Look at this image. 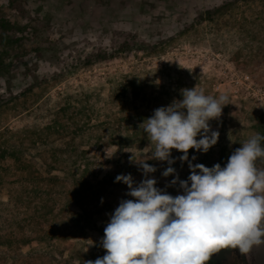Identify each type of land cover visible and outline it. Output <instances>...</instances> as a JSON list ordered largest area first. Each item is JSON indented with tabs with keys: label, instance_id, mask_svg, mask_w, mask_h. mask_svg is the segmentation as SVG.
Masks as SVG:
<instances>
[{
	"label": "rangeland",
	"instance_id": "obj_1",
	"mask_svg": "<svg viewBox=\"0 0 264 264\" xmlns=\"http://www.w3.org/2000/svg\"><path fill=\"white\" fill-rule=\"evenodd\" d=\"M60 2L0 0V62L51 39L57 24L68 25L58 10ZM138 2L145 6L140 14ZM175 2L67 0L71 21L86 24L98 17L105 24L102 34L89 30L56 71L40 67L34 77L23 79L28 84L19 80L0 95V175L40 167L48 173L44 176L63 178L58 170L68 168L63 194L56 198L68 211L53 219L67 238L45 236L23 244L21 238L34 236L30 225L22 221L23 229L17 230L16 221H9V232L0 235L12 244L0 246V264H86L102 258L111 214L122 200L135 199L115 178L131 174L137 184L143 180L134 160L149 158L154 145L141 125L155 109L182 100L183 89L224 94L230 103L219 119L209 121L211 130L219 132L218 142L207 153L189 149L193 164L223 167L242 142L259 133L264 124V0H190L197 10L189 15ZM123 13L133 21L123 19ZM79 154L85 155L80 159ZM182 155L172 149L176 171L167 177L162 175L169 167L166 161L147 160L156 168L149 178L174 197L183 191L171 181L190 175ZM76 158L86 166L81 169L89 180L80 187V198L73 193ZM257 166L264 168V161ZM103 177L109 183L97 187L104 192L93 200L98 189L92 182ZM0 199L8 200L4 194ZM15 200L16 206L24 204V198ZM208 264L216 263L210 259ZM221 264H264V245L247 256L225 249Z\"/></svg>",
	"mask_w": 264,
	"mask_h": 264
},
{
	"label": "clouds",
	"instance_id": "obj_2",
	"mask_svg": "<svg viewBox=\"0 0 264 264\" xmlns=\"http://www.w3.org/2000/svg\"><path fill=\"white\" fill-rule=\"evenodd\" d=\"M182 96L142 123L154 145L149 158L134 160L145 178L138 184L131 174L115 178L135 199L120 202L104 229L106 254L86 264H208L221 249L247 256L264 245V168L257 166L264 161V136L255 133L242 142L223 167L193 164L189 149L207 153L218 142L209 121L219 119L230 103L227 95H206L196 87L183 89ZM172 149L183 153L179 159L189 161L190 169L187 180L171 181L183 191L175 197L156 187L149 178L156 168L147 163L166 161L162 175H174Z\"/></svg>",
	"mask_w": 264,
	"mask_h": 264
},
{
	"label": "trees",
	"instance_id": "obj_3",
	"mask_svg": "<svg viewBox=\"0 0 264 264\" xmlns=\"http://www.w3.org/2000/svg\"><path fill=\"white\" fill-rule=\"evenodd\" d=\"M259 133L264 135L263 123H261ZM143 144L144 142L141 143V145ZM81 155L84 157L85 154H79L80 159L82 158ZM76 161H78V163H76L74 167L77 171V177L75 179L77 189L73 193L80 198V187L83 184H88L89 180L81 169L82 166H84V168L86 167L82 164V160L80 161L76 158L73 160V164ZM53 170L56 169L52 168L50 172ZM67 170L68 168L66 167L63 170H58L59 174L61 173L64 175L63 178H59L58 176H48L47 171L40 167L33 168V170L26 169L24 173L21 172L16 175H10L9 172L0 175V197L4 194L8 198L7 202H2L0 199V231L9 232V221H16V229L21 230L23 229V226L20 224L23 221L30 225L29 230L34 235L33 237L21 238L20 241L23 244H27L33 240H42L45 236L49 239H66L67 235L64 234V228L56 227L53 224V219L68 211L67 205L62 203L61 200L56 199L59 193L63 194L62 187L66 185V178L68 176ZM44 172L47 173L46 176L43 175ZM9 177H12V179ZM108 179V177L107 179L103 177L102 180H96L95 182H92V184L98 189L97 187L102 186L103 182H106L108 185ZM103 192L104 190L102 188L94 191L92 199L95 200L99 198ZM19 198H24V204L16 206L17 202L15 199ZM76 200L79 201L78 199ZM20 209L25 210V213ZM7 239L8 236L0 235L1 247L12 244Z\"/></svg>",
	"mask_w": 264,
	"mask_h": 264
},
{
	"label": "flooded vegetation",
	"instance_id": "obj_4",
	"mask_svg": "<svg viewBox=\"0 0 264 264\" xmlns=\"http://www.w3.org/2000/svg\"><path fill=\"white\" fill-rule=\"evenodd\" d=\"M175 1L176 5L178 4L187 10V15L191 13V10H197L195 6H190V0ZM66 3L67 0H61L58 10L60 15H63L65 22H69L68 25L57 24L58 29L52 34L51 39L30 50L27 54H12L6 60L0 62V95L11 90L17 81L21 80L23 82L25 77H34L40 67H50L49 73L56 71L67 59L71 48L76 47L77 41L85 36L89 30L97 35L102 34L100 26L105 24L98 17L86 24L77 20L71 21L66 12L68 7ZM142 6L145 7L141 2H138L136 7L134 5L135 8H138L139 14ZM133 14L135 15V12ZM123 15H125L122 16L123 19L133 21L132 17L126 15V13H123ZM154 16L157 17L156 13H154ZM110 28H115V25L111 24ZM151 38L152 36H148L146 40H151ZM24 83L28 84V80H25ZM224 254L225 250L222 252L221 260Z\"/></svg>",
	"mask_w": 264,
	"mask_h": 264
},
{
	"label": "water",
	"instance_id": "obj_5",
	"mask_svg": "<svg viewBox=\"0 0 264 264\" xmlns=\"http://www.w3.org/2000/svg\"><path fill=\"white\" fill-rule=\"evenodd\" d=\"M225 249H221L217 255L218 256H212L211 257V260L214 261L216 264H221V255H222V252L224 251Z\"/></svg>",
	"mask_w": 264,
	"mask_h": 264
}]
</instances>
